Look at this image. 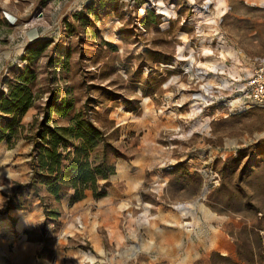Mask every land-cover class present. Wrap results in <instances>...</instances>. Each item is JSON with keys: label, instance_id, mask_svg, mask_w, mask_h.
<instances>
[{"label": "rangeland", "instance_id": "1", "mask_svg": "<svg viewBox=\"0 0 264 264\" xmlns=\"http://www.w3.org/2000/svg\"><path fill=\"white\" fill-rule=\"evenodd\" d=\"M29 49L41 50L29 60ZM262 54L264 0H0V91L20 70L35 74L12 140L13 204L39 199L19 184L49 97L73 103L52 116L59 125L80 112L103 132L109 185L121 162L142 175L139 197L111 205L118 217L98 229L100 247L71 189L58 201L41 191L62 217L45 228L49 264H264V107H243L234 92Z\"/></svg>", "mask_w": 264, "mask_h": 264}, {"label": "trees", "instance_id": "2", "mask_svg": "<svg viewBox=\"0 0 264 264\" xmlns=\"http://www.w3.org/2000/svg\"><path fill=\"white\" fill-rule=\"evenodd\" d=\"M40 50H27V59L35 58ZM15 77L7 91H0V142H12L22 127L23 115L36 98L31 87L35 74L25 68ZM72 107L71 99H47L32 138L30 176L26 183L19 184L40 199L47 218L57 216V212L48 208L41 191L58 201L71 189L70 204L82 199L86 190H91L97 198L105 193L99 181L108 179L114 172L105 136L88 117L79 112L65 125L53 120V115L65 116ZM13 196L9 197L6 208L20 207L13 204Z\"/></svg>", "mask_w": 264, "mask_h": 264}, {"label": "crops", "instance_id": "3", "mask_svg": "<svg viewBox=\"0 0 264 264\" xmlns=\"http://www.w3.org/2000/svg\"><path fill=\"white\" fill-rule=\"evenodd\" d=\"M12 144L13 142L6 140L0 142V146H2L0 148V166H2L0 169V207H3L4 200L8 196L10 197L15 180L20 179L19 175H14L9 171V167H12L11 162L15 163L21 158L18 156V150L15 149L16 144ZM3 147L6 149L3 150ZM3 167L8 171L2 172ZM138 168L135 164L119 163L112 179L113 184L107 183L109 179L100 181V184L103 185L102 189L105 191L103 196L94 198L92 194L85 192L82 199L72 203L73 211L79 213L78 215L82 219L86 217L84 232L91 239L93 246L100 247V244L102 245L98 229L108 228L111 220H117L118 211L116 208L114 209L115 206L111 207L115 199L133 196V194L139 197L136 190L139 188L142 175L138 177V173L141 172ZM133 170V174L129 173ZM25 173L24 179L30 173L28 167L25 169ZM7 177L9 185L4 186ZM188 204L190 203L181 204L179 208L188 210ZM81 207H85L86 210H81ZM70 213H72L71 210ZM61 219V216L47 218L39 199L33 200L27 208H8L6 212L0 214V264H49L47 256L44 255L46 246L49 244V240L45 238V228L50 222L56 223ZM169 219L171 217L166 215L159 219L160 222H163L164 231H168L171 227V223L167 221ZM143 223H149L147 217L144 218ZM67 225L72 230L74 223L72 221ZM91 259L88 257L87 261H91Z\"/></svg>", "mask_w": 264, "mask_h": 264}, {"label": "built area", "instance_id": "4", "mask_svg": "<svg viewBox=\"0 0 264 264\" xmlns=\"http://www.w3.org/2000/svg\"><path fill=\"white\" fill-rule=\"evenodd\" d=\"M252 64V68L242 77L234 92L240 95L243 107H264V54L253 57Z\"/></svg>", "mask_w": 264, "mask_h": 264}, {"label": "bare ground", "instance_id": "5", "mask_svg": "<svg viewBox=\"0 0 264 264\" xmlns=\"http://www.w3.org/2000/svg\"><path fill=\"white\" fill-rule=\"evenodd\" d=\"M191 57H192V56H191ZM220 73H221V72H220ZM200 77H201V76H200ZM216 85H217V84H216ZM211 86H212L211 84H206L205 86H204V85L202 86V87H204V88L206 89V91L203 90V91L205 92L206 95H208V94L211 93ZM204 88H203V89H204ZM202 96H203V97H206L204 94H202ZM207 100H208V99H207ZM207 100L205 99L204 102L206 103ZM209 101H210V100H209ZM192 108H193L194 111H196V110L198 111V110H199V109H198V108H199V106H198V102L194 101L193 104H192Z\"/></svg>", "mask_w": 264, "mask_h": 264}]
</instances>
